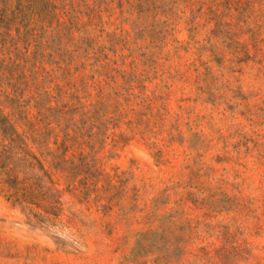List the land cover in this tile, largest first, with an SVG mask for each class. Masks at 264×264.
Here are the masks:
<instances>
[{
  "label": "rangeland",
  "instance_id": "374dc122",
  "mask_svg": "<svg viewBox=\"0 0 264 264\" xmlns=\"http://www.w3.org/2000/svg\"><path fill=\"white\" fill-rule=\"evenodd\" d=\"M57 3L35 92L83 108L0 163V264H264V0Z\"/></svg>",
  "mask_w": 264,
  "mask_h": 264
},
{
  "label": "trees",
  "instance_id": "16d2710c",
  "mask_svg": "<svg viewBox=\"0 0 264 264\" xmlns=\"http://www.w3.org/2000/svg\"><path fill=\"white\" fill-rule=\"evenodd\" d=\"M34 1L41 3V6H23V2L34 4ZM30 8L34 9L32 14H29ZM59 10L62 9L57 0H18L15 7L9 4V0H0V31H3L0 32V46L3 47V53H0V80L7 81L16 90L12 95H7L5 101L0 102V163L5 171L9 165H16L6 172L13 185L21 184L14 177L19 172L17 167L26 165L27 168L34 169L38 164L43 169L41 161L28 144L29 141H35V125L34 119L30 117V110L37 111L38 120L50 119L60 123L67 116L72 120L73 115L80 113L83 108L81 104L63 100L61 93L56 97V106H51L44 103L35 92L39 89V79L52 78L53 70L48 69L52 62H45V54L36 56L32 63L30 49L33 46L37 49L44 48L42 43L45 38L47 44H50L53 38L59 37L52 28L55 21L59 22L60 32L70 31L59 19ZM87 40L89 41L88 38ZM8 46H13L14 51L8 50L6 53ZM7 55H10L8 60L3 57ZM14 80L19 87L12 83ZM47 98L48 102L52 99L49 94Z\"/></svg>",
  "mask_w": 264,
  "mask_h": 264
}]
</instances>
